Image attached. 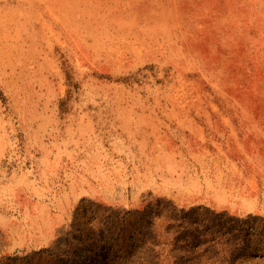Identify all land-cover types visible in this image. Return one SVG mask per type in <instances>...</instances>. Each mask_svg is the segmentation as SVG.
Instances as JSON below:
<instances>
[{"label": "rangeland", "instance_id": "rangeland-1", "mask_svg": "<svg viewBox=\"0 0 264 264\" xmlns=\"http://www.w3.org/2000/svg\"><path fill=\"white\" fill-rule=\"evenodd\" d=\"M0 264H264V0H0Z\"/></svg>", "mask_w": 264, "mask_h": 264}]
</instances>
